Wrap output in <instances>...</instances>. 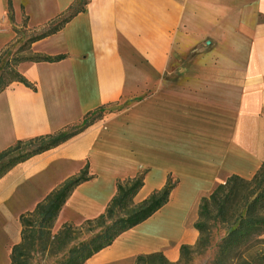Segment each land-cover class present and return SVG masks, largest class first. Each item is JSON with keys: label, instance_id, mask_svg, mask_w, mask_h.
I'll return each instance as SVG.
<instances>
[{"label": "crops", "instance_id": "1", "mask_svg": "<svg viewBox=\"0 0 264 264\" xmlns=\"http://www.w3.org/2000/svg\"><path fill=\"white\" fill-rule=\"evenodd\" d=\"M81 1L0 0V56ZM28 52L64 58L17 66L34 88L0 93V152L103 117L0 178V264H12L21 216L83 170L92 179L72 192L59 228L104 214L119 180L145 173L135 203L178 181L166 205L84 264L157 253L176 263L199 240L200 200L264 162V0H87Z\"/></svg>", "mask_w": 264, "mask_h": 264}, {"label": "trees", "instance_id": "2", "mask_svg": "<svg viewBox=\"0 0 264 264\" xmlns=\"http://www.w3.org/2000/svg\"><path fill=\"white\" fill-rule=\"evenodd\" d=\"M87 0H82L80 4L70 9V12L61 17L59 22L48 32L38 35L29 41V45L41 40L51 34L61 30L77 14L85 11ZM11 6V2H9ZM64 56L56 58L34 57L31 59H18L13 65L6 64L0 74V93L6 90L12 83L17 82L27 87L34 88L17 70V66L24 61L35 62H55L62 60ZM2 56H0L1 64ZM11 75V80H6V75ZM102 109L86 116L82 127L74 133H67L60 136L46 135L37 137L28 141H18L14 146L0 152V162L7 158L13 152L19 150L24 144L48 143L42 144L29 154L24 155L19 160L3 166L0 169V178H2L17 163L30 158L31 156L48 151L84 128L103 117ZM145 173L139 174L134 178L119 180L117 183V194L109 203L104 214L96 219L86 221L88 225H96L101 228V232L92 239L82 243L70 251V260L77 261V264H84L90 257L109 247L124 232L134 228L142 222L153 216L169 201L172 191L176 188L178 181L172 177L168 178L166 186L153 192L146 200L133 206L131 210L124 211L134 200L136 194L144 185ZM92 179L86 170L79 175L68 179L58 189L51 192L42 202H40L33 212L21 216L22 241L15 245L11 252L12 264H30L32 252L36 249L42 251L51 248L55 241H63V247L71 241V235L75 227L70 224H64L59 233L51 237V229L56 222L60 211L65 205L72 192L82 183ZM243 197V207L240 212L229 214L233 209L234 202ZM212 207L215 208L213 216ZM123 213V215H121ZM219 220L228 223V233L222 239L217 247L214 264H228L234 259L243 258L245 264H252V252L249 251L253 237H260L264 234V162L256 175L247 180L233 175L227 178L225 183L218 184L210 195L203 197L199 204V219L195 224L200 233V238L196 248L207 249L209 247L207 232L210 229L208 222L210 220ZM43 240V241H42ZM193 252L191 246H182L181 259ZM161 259L170 263L166 257L161 254L140 255L136 260Z\"/></svg>", "mask_w": 264, "mask_h": 264}, {"label": "rangeland", "instance_id": "3", "mask_svg": "<svg viewBox=\"0 0 264 264\" xmlns=\"http://www.w3.org/2000/svg\"><path fill=\"white\" fill-rule=\"evenodd\" d=\"M60 20L56 21L55 23L51 24L50 26L42 29L41 31H34V32H27L22 30L19 32V39L15 43L9 45L6 49L4 54L2 55V60L0 64V74L2 69L6 64L13 65L16 60L18 59H31L34 57H30L28 52L29 49V41L43 33L48 32L52 29ZM11 75H6V80H11ZM82 127V124L70 127L68 130L60 133V135L67 134V133H74L79 131ZM60 135H56L60 136ZM47 140L45 143H48ZM45 143H32V144H24L21 148L12 154H10L7 158L0 162V169L11 163L14 160H19L24 155L31 153L35 149H38L42 144ZM139 203H135L134 200L129 204V207L126 208L124 211H129L131 208ZM243 207V197H239L233 204V209L230 211L229 214H235L240 212ZM122 212L121 215H123ZM213 216L215 215V208L212 207ZM209 230L207 232L208 236V245L207 249L204 248H196V245L191 246L193 248V252L189 255H186L181 261L179 260L176 263L172 264H214L215 256L218 245L221 243L222 239L228 233V223L221 222L219 220H210L208 222ZM75 230H73L71 235V241L68 245L63 247V241H55L51 248H48L45 251L40 249H36L32 252V256L30 259V264H77V261L70 260V251L75 248L79 247L82 243L89 241L95 235L101 232V228L97 227L96 225H88L85 222L76 225L71 223ZM62 228V227H61ZM58 226H56V222L54 223L51 229V237L56 236L59 231L61 230ZM200 238V237H199ZM43 241V240H42ZM197 244V243H196ZM249 251L252 252V264H264V234L260 237H253L252 243L250 244ZM171 263V262H170ZM83 264V263H82ZM127 264H169L161 259H149V260H141L138 261L133 259L129 261ZM228 264H245L243 262V258H237L229 262Z\"/></svg>", "mask_w": 264, "mask_h": 264}]
</instances>
